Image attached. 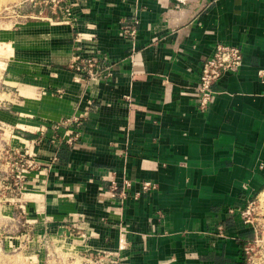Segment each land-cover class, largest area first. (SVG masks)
Instances as JSON below:
<instances>
[{
    "label": "crops",
    "instance_id": "crops-1",
    "mask_svg": "<svg viewBox=\"0 0 264 264\" xmlns=\"http://www.w3.org/2000/svg\"><path fill=\"white\" fill-rule=\"evenodd\" d=\"M65 3L69 22L18 47L23 62L5 77L21 103L12 141L41 163L24 196L33 236L75 227L78 253L122 264H245L253 231L238 210L264 191V0ZM123 18L138 20L132 39ZM217 43L238 46L242 65L201 108V65ZM78 52L97 53L111 77L71 69ZM68 116L79 125L60 124ZM123 179L122 198L109 185Z\"/></svg>",
    "mask_w": 264,
    "mask_h": 264
},
{
    "label": "rangeland",
    "instance_id": "rangeland-1",
    "mask_svg": "<svg viewBox=\"0 0 264 264\" xmlns=\"http://www.w3.org/2000/svg\"><path fill=\"white\" fill-rule=\"evenodd\" d=\"M66 9L65 1L0 0V151L6 142L15 140L12 137L9 120L19 116L15 109L21 107V103L16 101L10 93V88L5 85V83H14L5 79L9 66L17 64L14 62H23L18 60L16 55L19 52L18 47L31 45L32 40L35 39L44 40L42 38H46L47 34L44 31L47 26L61 22L64 24L65 20L69 22ZM24 50L20 53H24ZM262 196L255 194L254 197L249 198L245 207L238 211L240 214V211L246 210L248 204L252 203L254 210H250V214L244 219L241 215L240 217L243 221L250 219L258 229L264 231V227L262 228L264 196ZM3 200H0V264H84L83 256L78 253V248L71 239L60 241L61 239L54 235L52 239L48 237V240L34 237L31 225L22 226V222L18 224L15 210ZM24 230L27 231L26 237L15 238ZM88 262L86 264H107V257L103 253L99 255L96 253Z\"/></svg>",
    "mask_w": 264,
    "mask_h": 264
},
{
    "label": "built area",
    "instance_id": "built-area-1",
    "mask_svg": "<svg viewBox=\"0 0 264 264\" xmlns=\"http://www.w3.org/2000/svg\"><path fill=\"white\" fill-rule=\"evenodd\" d=\"M65 0H57L62 2ZM66 4V3H65ZM67 5V4H66ZM67 7V6H66ZM67 11V9H66ZM65 18V17H64ZM138 20L123 18L120 24V33L125 39H132L136 33V26ZM242 65V51L236 45H230L225 43H217L213 53L207 57L201 65V72L199 76V82L197 85V91L199 94V106L205 108L212 100L215 91L213 90V84L218 80L225 72H236ZM69 67L75 70L79 74L88 76V78H98L101 73H104L105 78L111 77V65L106 64L101 60V57L97 53L89 55H81L80 52L75 53ZM79 118L76 116H68L60 121V124L65 126L79 125ZM70 141V140H69ZM33 142V141H31ZM56 160V157H52V161ZM41 163L36 160V152L30 150L28 146L19 145L14 142H6L0 151V200L4 199V202L15 210L18 224L22 222V226L33 225L26 217V201L25 193L28 190L27 180L29 174L36 170ZM121 185V186H120ZM131 182L128 179H123L121 184L116 180L110 181V191L116 194L118 191L119 197H125V188H129ZM154 184L149 181H144L141 184V190L145 191L150 188H154ZM120 189V190H119ZM252 203H249L246 210L240 211L241 217L244 219L250 214ZM264 216V213L262 214ZM249 223L253 236L246 240L243 246V253L245 256V264H264V231L258 229V227L250 219L244 220ZM259 224V223H258ZM73 227V226H72ZM264 227V220H262V228ZM32 229V227H30ZM70 228L67 236L59 238L60 241L72 236H81L85 238V235L81 232ZM34 235V231H33ZM27 236V231L22 232L21 237ZM49 231H44L38 234L40 240L52 239ZM61 236V235H60ZM92 251V250H87ZM99 255L103 253L107 257V264H121L116 256L112 253L96 251ZM93 253L90 252L88 256H84V264L89 263L93 257ZM87 260V261H86ZM101 261V258H100Z\"/></svg>",
    "mask_w": 264,
    "mask_h": 264
},
{
    "label": "bare ground",
    "instance_id": "bare-ground-1",
    "mask_svg": "<svg viewBox=\"0 0 264 264\" xmlns=\"http://www.w3.org/2000/svg\"><path fill=\"white\" fill-rule=\"evenodd\" d=\"M262 195L264 196V191L262 192ZM263 196H262V197H263Z\"/></svg>",
    "mask_w": 264,
    "mask_h": 264
}]
</instances>
